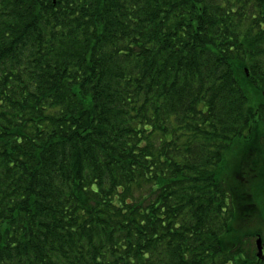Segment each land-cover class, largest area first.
Returning <instances> with one entry per match:
<instances>
[{
  "label": "trees",
  "instance_id": "1",
  "mask_svg": "<svg viewBox=\"0 0 264 264\" xmlns=\"http://www.w3.org/2000/svg\"><path fill=\"white\" fill-rule=\"evenodd\" d=\"M257 215L264 0H0V264H264Z\"/></svg>",
  "mask_w": 264,
  "mask_h": 264
},
{
  "label": "rangeland",
  "instance_id": "2",
  "mask_svg": "<svg viewBox=\"0 0 264 264\" xmlns=\"http://www.w3.org/2000/svg\"><path fill=\"white\" fill-rule=\"evenodd\" d=\"M255 189H260V191H263L262 186L255 187ZM258 214V213H256ZM243 231H246V243L248 249L247 254L248 255H255L258 251L257 245H256V239L258 236L262 237V244H263V253H264V221L262 218L255 219V222H251L248 224V227L243 229ZM245 233V232H244ZM258 234V235H257ZM264 260V258H262Z\"/></svg>",
  "mask_w": 264,
  "mask_h": 264
},
{
  "label": "water",
  "instance_id": "3",
  "mask_svg": "<svg viewBox=\"0 0 264 264\" xmlns=\"http://www.w3.org/2000/svg\"><path fill=\"white\" fill-rule=\"evenodd\" d=\"M256 243H257V248H258V251H257V256L258 257H264V254H263V244H262V237L261 236H258L257 239H256Z\"/></svg>",
  "mask_w": 264,
  "mask_h": 264
}]
</instances>
